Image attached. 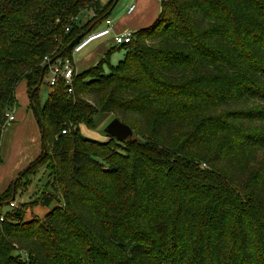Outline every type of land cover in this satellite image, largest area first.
<instances>
[{
    "label": "trees",
    "instance_id": "16d2710c",
    "mask_svg": "<svg viewBox=\"0 0 264 264\" xmlns=\"http://www.w3.org/2000/svg\"><path fill=\"white\" fill-rule=\"evenodd\" d=\"M115 2L0 0V165L6 114L18 107L23 81L43 125L41 154L0 196V264H187L191 254L194 264H264V178L249 184L264 151V0H160L154 22L121 46L123 60L111 65V49L75 72L71 95L47 80L41 102L46 59L73 58L67 47L98 31ZM148 45L159 48L143 52ZM94 113L116 114L132 130L141 118L142 140L83 136L81 126L98 127ZM41 167L47 189L29 205L51 208L47 215L26 220L28 203L4 213ZM211 176L219 187L201 190L196 182ZM257 202L253 241L242 204Z\"/></svg>",
    "mask_w": 264,
    "mask_h": 264
},
{
    "label": "rangeland",
    "instance_id": "374dc122",
    "mask_svg": "<svg viewBox=\"0 0 264 264\" xmlns=\"http://www.w3.org/2000/svg\"><path fill=\"white\" fill-rule=\"evenodd\" d=\"M110 1L111 0H101V3H102V5L105 6V5H108V3ZM133 2H134L133 0H119L115 9L113 10V12L111 14L112 19L119 22L126 15V11L131 7ZM159 5H160V1L154 0V2H153V6L155 7L154 11H156V8ZM92 17H93L92 12H90L87 17L82 15V16H80V22L79 23L84 24L88 20H90ZM103 45H105L104 47H106L107 51L113 49V52L110 56L111 57V59H110L111 65L115 66L121 60L124 59L125 54H126L125 49L121 48V46H117L116 44H114V42L111 41V38L101 39V40H98V41H95L94 43H92L83 52L74 55V59H75L76 65H77V71L79 69H82L86 65H88L89 64L88 59L91 57V55H94V53L98 49H100V47L102 50ZM148 46L149 47H147V48L146 47L142 48L143 52L150 51L153 49V47H155L156 49L159 48L158 45H152V46L148 45ZM134 49H135V47H134ZM105 55H106V53L103 56H101V58L104 59ZM104 67H105V71L108 72L109 65L105 64ZM48 79H49V75L47 73V75L45 77V83L42 86L41 93H40L41 102H43V103H45L48 100L49 93L51 91V88L46 83V81ZM19 85H20V87H19ZM19 85L17 86V89H16V99H17V103H18V109L21 112L28 110L30 112L31 116H33L35 118V114H34V111H33L32 105H31V99H30L29 93H28L27 83H26V81H23ZM21 88H22V92H21ZM114 88L116 90H121L123 88V85H121V84L114 85ZM94 98L95 97H92V96L86 97V101L95 110V109H97L96 108L97 103L94 100ZM157 113H158V111H157ZM90 117H93V120H95V122H97V120H98V127L96 128V130H90L85 126H81L82 135L85 137H88V138L95 139V140H101V141L105 140L106 133L104 132V130L110 124V122H112L114 119H116V117H117L116 114H106V115H102V116L99 115L98 116V114L96 115L94 113V115L92 114V115H90ZM35 120H36V118H35ZM145 128H146V126L142 123V119L141 118L137 119L136 127L133 129L134 130V137L133 138H134L135 142L138 143L142 140V137L139 136L136 131L138 129H140V130H142V132H145ZM225 136L226 135H222L221 141H220V146H223L225 144V141H226ZM8 139H6V140H8ZM3 141H5L4 136H3L2 141H1V150H2ZM40 143H42V137H40ZM28 144H29V139H28V143L26 145L28 146ZM32 145H33V142H32V140H30V146H32ZM20 148L23 151L21 146H20ZM1 157H2V154H1ZM2 160H3V157H2ZM258 163H259V165L256 166V168H255L253 180H251L249 182V184L259 177L264 178V151L259 153ZM3 164H4V160H3L2 165ZM200 170H208V167L205 165H201ZM212 170H213V172L215 171V169H212ZM229 172L231 175L234 176V180H239V173H240L239 169H235V171H233V169L231 168L229 170ZM18 176H17V178H18ZM217 176L220 178H223V179L226 178V176H223L222 174H219V173H217ZM4 178H5V176H4V171H3L2 176L0 178V185H2L4 183ZM213 179H215V178L213 176H211L208 179H205L202 181L198 180L196 183L199 185V188L201 190H207V189L216 190L219 186L216 185L212 181ZM24 181H25V179L21 183L22 184V190H20V188H19L17 193H16V196H15L16 205L18 207H21L23 203H28V206L24 210L26 220L32 219L33 217L44 218L47 215V213L50 211L51 208L43 207L42 205H37V206L36 205H29V203L35 202L42 195V193L47 189L48 174H47L46 167H41V168L37 169L36 172L33 171L32 173H30L26 177L25 183H24ZM13 182H12V184H13ZM240 182H243V181H240ZM28 183H29V185H28ZM12 184H9V183L5 184L6 188L4 190L8 191V188L10 186H12ZM235 184H239V183H235ZM241 187H242L241 185L236 186V188L239 190L241 189ZM241 190H243V189H241ZM249 193L250 192H247L248 196H250ZM5 195H6V193L2 194L1 198H3ZM12 196H13V193H11V197ZM7 200H9V197H7ZM259 203L260 202L254 203L252 205L250 204L251 207H249L250 205L247 206V204H242V205L246 206L245 209L248 210V212L250 214V216L247 219V229H248V232H249L251 239L253 241H255V225H256V222L261 218V215H262L260 210L258 211V209H257V206ZM11 210L12 209H10L9 206H6L4 209V213L9 212ZM234 243H235V212H234V210H231L229 212V220H228L226 230H225V245H224L225 258H224V260L226 263H228L229 254L234 249ZM254 257L256 259L255 254H254ZM187 264H194L193 254H191V257L188 260ZM254 264H256L255 261H254Z\"/></svg>",
    "mask_w": 264,
    "mask_h": 264
},
{
    "label": "crops",
    "instance_id": "0c3cea01",
    "mask_svg": "<svg viewBox=\"0 0 264 264\" xmlns=\"http://www.w3.org/2000/svg\"><path fill=\"white\" fill-rule=\"evenodd\" d=\"M133 1L134 2L131 5L135 6V11L133 13L128 14L127 10L126 15L119 22L112 19L111 16L109 17V19L113 20L114 23L113 32L101 39L111 38V41H113L114 37L117 34H121L127 31L137 33L140 29H143L154 22L160 12L161 5H159L156 8V11H154V0ZM104 28H106L105 22L100 24V26L98 27L99 30ZM95 41L91 42L88 46H86L82 51L78 53L83 52ZM104 46L105 45L102 46V50L100 47V49H98L94 53V55H91V57L88 59L89 64L82 69H79L80 71H77V65L74 59V55L78 53L73 54L74 67L76 72L79 73L85 69L96 66L102 60L101 56L108 52L106 47ZM14 114L15 122L7 128L4 134L5 141H3L1 150L4 164L0 166V178L3 171L5 178L4 183L0 185V196L6 192V190H4L6 188L5 184H12L17 176L20 175L28 166H30L42 152V143H40V137H42V135L37 120H35V118L31 116L28 110L21 112L18 107L15 109ZM28 139L29 144L27 146L26 144L28 143ZM30 140H32L33 142L32 146H30ZM20 146L22 147L23 151L21 150Z\"/></svg>",
    "mask_w": 264,
    "mask_h": 264
},
{
    "label": "built area",
    "instance_id": "2783aa9c",
    "mask_svg": "<svg viewBox=\"0 0 264 264\" xmlns=\"http://www.w3.org/2000/svg\"><path fill=\"white\" fill-rule=\"evenodd\" d=\"M135 11V6H131L128 9V14H131ZM106 28L94 31L88 35H86L79 43L73 48V54L82 51L86 46H88L91 42L101 39L110 35L114 29L113 20L107 19L105 21ZM133 41V32L127 31L121 34H117L114 37V44L117 46H125L127 44H131ZM46 62L50 65V72H49V79L48 83L51 87H55L58 85L59 81H62L67 89V93L69 95L73 94V84H74V77H75V67H74V60L73 58H58L55 59L53 62L50 59H46ZM53 64H52V63ZM6 119L8 123L15 122V114L14 112H8L6 114ZM66 131L63 132L65 134ZM16 201L10 203V208H15ZM0 220H4V217H1Z\"/></svg>",
    "mask_w": 264,
    "mask_h": 264
},
{
    "label": "water",
    "instance_id": "95a60500",
    "mask_svg": "<svg viewBox=\"0 0 264 264\" xmlns=\"http://www.w3.org/2000/svg\"><path fill=\"white\" fill-rule=\"evenodd\" d=\"M118 3V0H116L114 6L112 9L115 8V6L117 5ZM86 33H83L81 34L79 37H77L68 47H67V50L70 51L72 50L78 43L80 40H82L86 34ZM53 62V61H52ZM51 62V63H52ZM33 111H34V114H35V118L37 120V123L40 127V130L43 129V125H42V122H41V119L37 113V110L33 107ZM104 132L109 135V136H112L114 138H116L117 140L119 141H126L128 140L129 138L133 137L134 136V132L133 130L131 129L130 126L124 124L123 122H121L119 119H114L112 122H110V124L105 128Z\"/></svg>",
    "mask_w": 264,
    "mask_h": 264
}]
</instances>
